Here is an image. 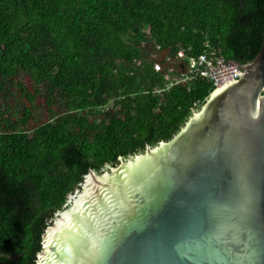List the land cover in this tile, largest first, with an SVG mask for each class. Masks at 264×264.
<instances>
[{"label": "trees", "instance_id": "16d2710c", "mask_svg": "<svg viewBox=\"0 0 264 264\" xmlns=\"http://www.w3.org/2000/svg\"><path fill=\"white\" fill-rule=\"evenodd\" d=\"M263 32L264 0H0V264H36L84 175L201 107L211 83L165 86L171 66L206 43L244 65Z\"/></svg>", "mask_w": 264, "mask_h": 264}, {"label": "water", "instance_id": "95a60500", "mask_svg": "<svg viewBox=\"0 0 264 264\" xmlns=\"http://www.w3.org/2000/svg\"><path fill=\"white\" fill-rule=\"evenodd\" d=\"M242 69L169 140L84 175L36 264H264V32Z\"/></svg>", "mask_w": 264, "mask_h": 264}, {"label": "built area", "instance_id": "2783aa9c", "mask_svg": "<svg viewBox=\"0 0 264 264\" xmlns=\"http://www.w3.org/2000/svg\"><path fill=\"white\" fill-rule=\"evenodd\" d=\"M178 57H184L183 51L177 52ZM154 70L161 69L159 54L154 50L150 54ZM242 66L234 61L226 60L219 48L205 44L202 52L196 57H189L187 62L179 61L167 70L164 75V85L171 86L178 82L188 83L199 79L210 82L213 89L239 79L242 74Z\"/></svg>", "mask_w": 264, "mask_h": 264}, {"label": "bare ground", "instance_id": "6f19581e", "mask_svg": "<svg viewBox=\"0 0 264 264\" xmlns=\"http://www.w3.org/2000/svg\"><path fill=\"white\" fill-rule=\"evenodd\" d=\"M92 180V178H90V177H88L87 178V180H86V184H85V188H84V190H83V192L75 199V201L77 200V199H79L80 197H82V195H83V193L85 192V190H86V188H87V186L89 185V183H90V181ZM47 234H48V232H47Z\"/></svg>", "mask_w": 264, "mask_h": 264}, {"label": "rangeland", "instance_id": "374dc122", "mask_svg": "<svg viewBox=\"0 0 264 264\" xmlns=\"http://www.w3.org/2000/svg\"><path fill=\"white\" fill-rule=\"evenodd\" d=\"M108 168V167H107ZM107 168H103L102 170H105V169H107Z\"/></svg>", "mask_w": 264, "mask_h": 264}, {"label": "clouds", "instance_id": "9594fccd", "mask_svg": "<svg viewBox=\"0 0 264 264\" xmlns=\"http://www.w3.org/2000/svg\"><path fill=\"white\" fill-rule=\"evenodd\" d=\"M245 65V64H244ZM240 66H243V65H240ZM214 90V89H213ZM44 232V231H43Z\"/></svg>", "mask_w": 264, "mask_h": 264}]
</instances>
